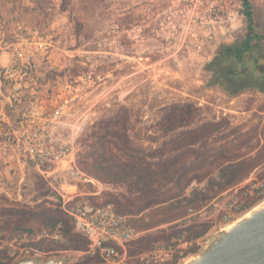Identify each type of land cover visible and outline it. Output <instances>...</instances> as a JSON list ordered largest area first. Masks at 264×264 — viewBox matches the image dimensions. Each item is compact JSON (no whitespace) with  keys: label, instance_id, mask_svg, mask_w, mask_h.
Returning <instances> with one entry per match:
<instances>
[{"label":"rangeland","instance_id":"rangeland-1","mask_svg":"<svg viewBox=\"0 0 264 264\" xmlns=\"http://www.w3.org/2000/svg\"><path fill=\"white\" fill-rule=\"evenodd\" d=\"M250 2L248 18L243 0H0L1 63L13 46L34 52L16 106L6 108L17 136L0 137V258L25 231L57 222L64 227L66 209L82 198L117 202L132 181L99 171L102 144L103 151L138 156L157 169L202 143L173 149L177 136L219 125L203 141L225 160L192 164L198 168L184 192L160 182L161 189L176 192L164 203L170 211L120 206L140 231L126 245L130 264H140L137 254L160 242L180 244L175 264H183L257 204L240 184L264 175V81L240 87L212 70L224 44L247 40L264 58V0ZM233 9L240 14L230 20ZM184 104L197 108L195 119L164 135L160 120ZM118 113L125 115L123 141L107 126ZM25 146L41 147L46 155L33 159ZM193 179L204 180V187H191ZM233 196L244 207L228 221L223 215ZM68 232L69 244L79 246L43 238L36 243L48 251L41 259L65 255L66 264H99L86 241L71 227Z\"/></svg>","mask_w":264,"mask_h":264},{"label":"built area","instance_id":"built-area-1","mask_svg":"<svg viewBox=\"0 0 264 264\" xmlns=\"http://www.w3.org/2000/svg\"><path fill=\"white\" fill-rule=\"evenodd\" d=\"M239 14V9L228 10L227 17L231 20ZM10 45L13 46V43ZM40 48L44 49V47ZM33 54L30 48L17 49V46H13L8 51L7 62L0 61V137H9L12 134L14 137L17 136L16 129L12 127V122L6 114V108L11 110L16 106L19 91L25 86L22 83L27 72L23 69L25 64H29L33 59ZM4 124L7 125L6 132H3ZM23 151L33 159L35 156L43 158L46 155V151L41 147L25 146ZM189 185L203 188L205 181L193 179ZM240 186L245 189V194L256 199L257 203L264 200V175H249ZM243 207V201L233 196L232 201L227 203L223 218L229 221L233 215L231 212L240 211ZM66 211L71 216L73 231L87 239L88 252L98 256L99 264H130L126 245L140 233L130 215L117 210L111 202L96 203L88 198L76 201ZM43 238L58 243H65L68 240L61 222L41 231H25L15 241L9 256L0 258V264H15L18 259L27 256L42 258L48 251H43L36 243ZM179 246L180 244L175 245L174 242H160L138 253L137 259L140 264H175V255Z\"/></svg>","mask_w":264,"mask_h":264},{"label":"trees","instance_id":"trees-1","mask_svg":"<svg viewBox=\"0 0 264 264\" xmlns=\"http://www.w3.org/2000/svg\"><path fill=\"white\" fill-rule=\"evenodd\" d=\"M243 4L245 7L244 13L250 18L248 0H243ZM214 61L217 62V67L212 68L215 71L214 74L218 77L225 75L226 79L231 80L237 86L253 85V83L247 82L250 79H262L264 81V58L256 55L254 47L247 40L241 43L222 45ZM255 74H259L258 76L260 77L255 78ZM196 111L197 108L191 104L170 107L159 123L163 134L167 135L178 128L190 125L195 119ZM124 118L125 115L118 113L107 122V126H113L110 133L118 138L119 141H123L122 121H124ZM218 130L219 125L217 123H207L199 128L183 132L172 142L173 149H181L202 142L199 145L200 147L186 149L178 154L177 157H174L169 165L160 164L157 169L152 168L141 157L131 156L126 158L128 156L121 151H118V155H113L107 150L103 151L105 146L102 144V152L95 160V166L98 167L99 171L106 176L113 175L115 177L118 176V178H130L132 181L125 191H121L114 197L117 201L113 203L116 209L119 210L120 206L139 207L142 209L159 207L158 209L165 210L163 212L170 211L167 206H164V203L174 197L176 192L171 190V188L161 189L160 182H169L180 193L184 192L190 178L195 177L194 170L198 168V166L191 167L192 164H196L198 161L201 163L209 159L218 164L225 160V156L211 154L210 149L206 147V141H203ZM190 157L194 158L185 166V161H188ZM62 222L64 223V232L68 236L66 245H72L74 248L78 247V241L75 245L69 244L71 240L68 231L70 227L73 229L71 216L65 213ZM74 233L86 241L88 249L87 239L77 232Z\"/></svg>","mask_w":264,"mask_h":264},{"label":"water","instance_id":"water-1","mask_svg":"<svg viewBox=\"0 0 264 264\" xmlns=\"http://www.w3.org/2000/svg\"><path fill=\"white\" fill-rule=\"evenodd\" d=\"M68 256L22 257L15 264H66ZM183 264H264V200L219 228Z\"/></svg>","mask_w":264,"mask_h":264},{"label":"crops","instance_id":"crops-1","mask_svg":"<svg viewBox=\"0 0 264 264\" xmlns=\"http://www.w3.org/2000/svg\"><path fill=\"white\" fill-rule=\"evenodd\" d=\"M251 0H248V2H249V4H250V10H251V6L253 5V4H251L252 2H250ZM244 11H245V8H244Z\"/></svg>","mask_w":264,"mask_h":264}]
</instances>
